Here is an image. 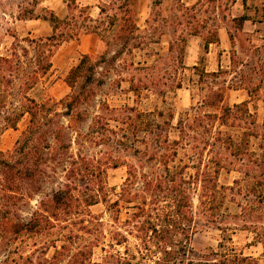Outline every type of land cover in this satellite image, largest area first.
<instances>
[{"label": "trees", "instance_id": "trees-1", "mask_svg": "<svg viewBox=\"0 0 264 264\" xmlns=\"http://www.w3.org/2000/svg\"><path fill=\"white\" fill-rule=\"evenodd\" d=\"M117 1L119 6L128 7L132 0ZM177 1L184 5L182 0ZM216 1H220L221 7L225 0ZM243 2L246 4L247 0ZM68 7L70 15L67 19H60L51 10L50 17L43 16L54 23L52 35L25 38L28 46L16 42L7 52L0 49V128H17L22 118L29 116V125L14 149H0V264H62L67 257V264H263L259 258L238 252L228 245L232 235L229 226L222 224L224 214L212 212L205 215L209 217L208 222L217 221V227L223 231L219 249L209 246L198 251L191 244V237L199 228L194 223V195H198L206 210L212 211L211 204L219 199L220 192L216 176L221 168L230 169L232 166V170L243 174L246 182L243 188L241 180H235L244 191V201L240 204L242 211L238 214L245 221L242 229L254 233V240L262 243L264 248V135L257 130L256 119L247 101L232 107L223 106L221 114L200 113L195 109L192 114L182 115L174 127L171 125L173 113L159 123L149 118L151 112L139 110L136 106L118 109L107 104L108 111L117 112V129L111 127L110 118L98 114L86 133L77 131L76 141L80 144L87 139L99 145L114 141L119 150L140 151L146 155L147 161L153 163L149 171H141L126 160L110 156L117 159L113 162L115 167L120 163L129 166L119 198L110 202L117 212L122 208L127 210L124 225L129 228L113 230L111 240L106 244L107 232L102 221L88 209L101 200H109L104 192L105 166L99 157L76 155L71 151L73 137L60 119L71 117L75 111L78 119L85 117L78 107L95 92L88 88L89 83H104V78L96 76V69L106 56L94 62L90 54H82L80 62L72 67L66 78L72 87L82 79L80 88L64 99L40 102L29 94L40 78L51 70V57L56 47L79 38L82 33L101 35L107 23L114 26L120 15L116 10L111 17L108 16L105 4H100V18H93L88 12L89 7L76 0H72ZM104 14L106 18L102 17ZM107 17H110L109 21ZM248 19L247 14H242L233 17L232 21L242 30ZM138 29L134 24L126 36ZM218 35L216 29L209 31L206 46L216 41ZM181 40L185 42L186 36ZM125 42L129 43V40ZM140 43L128 48V52L140 47ZM124 46L115 52L112 60L126 50ZM31 47L37 53L34 59L28 58ZM149 69V66L134 67V72L138 73H132L131 90L140 94L144 89L157 86L156 74L145 72ZM176 86L181 87V82ZM214 95L221 100L219 92ZM242 111L244 114H240ZM231 116L232 122H229ZM214 118L241 130L240 139L227 138L230 145L227 148L232 149L234 157L232 161L222 151L216 157L213 154L218 143L224 140L223 130L217 131L214 140L200 132L201 127L207 128L211 125L208 121ZM171 128L178 131V138L171 139ZM141 132L147 142L144 150L134 146ZM112 134L116 135L115 138ZM253 138L261 139L260 153L251 148ZM204 146H209L211 156L202 167ZM181 148L185 149L187 162L181 157ZM61 165L65 182L41 195L44 182H55ZM191 167L196 169L195 174L186 172ZM35 198L37 206L27 211ZM32 236H47L51 244L32 246L27 240ZM130 236L138 240V254L127 250ZM121 245L126 247L125 253L118 249ZM96 246L103 251L100 262L93 258ZM51 247L54 252L49 256Z\"/></svg>", "mask_w": 264, "mask_h": 264}, {"label": "rangeland", "instance_id": "rangeland-1", "mask_svg": "<svg viewBox=\"0 0 264 264\" xmlns=\"http://www.w3.org/2000/svg\"><path fill=\"white\" fill-rule=\"evenodd\" d=\"M71 1L0 0L1 51L7 52L16 42L28 46L25 38L38 39L52 35L54 23L50 18L46 19L43 16L46 14L50 17V12L53 11L60 19H67L70 15L68 4ZM76 2L82 6L87 5L88 12L93 18L101 17L100 4L107 6L108 16L111 17L116 10L120 15L114 26L107 23L101 35L82 33L79 38L56 47L51 57L53 62L51 70L40 78L39 83L29 91V94L40 102L64 99L80 88L82 79L78 81L76 87H72L66 78L72 67L80 62L82 54H90L94 62L106 56L103 59L105 61L99 63L96 69V76L104 78V83H89L88 88L95 92L78 107V111L85 117L78 119L74 115L77 112L75 111L71 117L63 116L60 119L68 126L73 137L71 151L76 155L82 153L99 157L105 166L104 192L109 200H101L88 209L93 216L102 221L107 232L105 242L108 244L113 230L125 231L129 228L124 225L128 216L127 210L122 208L117 212L115 207L110 206V202L119 198L122 185L128 177L129 166L120 163L115 167L113 162L117 159H111L110 156L119 157L120 161L126 160L141 171H149L153 163L147 161L146 155L140 151L119 150L114 141L107 145H99L87 139L80 144L76 141L77 131L86 133L98 114L110 118L111 127L117 129L119 124L117 112L108 111L105 107L107 104L118 109L127 105L136 106L139 110L151 112L149 118L159 123L164 122L170 113H173L171 125L174 127L182 115L192 114L195 109L200 110V113L221 114L223 106L232 107L236 103L247 101L249 110L256 119L257 130L264 135V0H247L246 4L243 0H225L221 7L220 1L216 0H182L183 6L177 0H132L128 7L122 5L120 7L117 0ZM106 14L102 17L106 18ZM242 14H247L250 19L245 21L241 30L236 27L232 18ZM110 17H107V21ZM134 24L139 29L127 37L126 34L130 28L133 30ZM199 29L201 31H198ZM213 29L218 30V39L207 47L205 38ZM183 36L187 38L185 42L181 40ZM125 40H129V43ZM139 43L140 47L128 52V48ZM122 46L126 50L112 60V56ZM36 56V50L31 47L28 58L34 59ZM137 66L150 67L145 72L156 74L155 79H158L156 87L144 89L140 94L129 88L130 78L134 67ZM178 82H181V87L176 86ZM214 92L220 93V101L218 100L220 97L214 95ZM60 110H63L62 106ZM161 112L163 114H160ZM242 113L244 114L243 111L240 112ZM208 122L211 125L207 128L202 126L200 129L204 137L214 140L217 131L223 130L224 140L218 143L217 151L213 152L214 156L222 151L226 156L228 154V160H234L232 149L227 148L230 146L227 138L233 136L235 140L240 139V128L222 124L219 118ZM229 122H232V116ZM28 125L29 116L26 115L17 128L4 126L0 128V149L13 150ZM169 134L171 139L178 138V131L175 128H171ZM112 136L115 138L116 135ZM143 139L144 134L141 132L139 139L135 141L136 149L146 148L147 142ZM260 142L261 139H252L251 148L256 149L258 153ZM180 150L181 157L187 162L185 149ZM202 150L204 167L210 159L211 151L209 146H204ZM62 168V165L58 168L55 182H44L41 195L51 192L53 188L65 182V171ZM186 172L195 174L196 169L191 167ZM216 179L220 192L219 199L211 204L212 211L206 210V207L201 205L198 195H194L196 214L194 223L199 228L191 237L192 246L198 251L209 246L220 248L223 231L217 227L219 224L217 221L208 222L209 217L206 218V213L215 212L216 215L220 213L224 214L223 226H229L231 231L232 241H229L228 245L236 248L238 252L242 251L246 255L259 258L264 264L262 243L254 240V233L242 229L245 221L238 215L242 211L240 204L244 201V191L240 190L235 180L240 179L244 188L246 182L243 180V174L238 170H232V166L230 169L223 167ZM37 203L38 200L33 199L32 206L27 207V211L36 207ZM117 217L119 219H116ZM27 240L32 246L35 244L43 246L47 242L51 244V239L47 236H32ZM138 244V240L130 236V241L126 245L129 253L138 254ZM118 249L124 253L126 251L124 245L118 246ZM53 252L54 248L51 247L48 255L51 256ZM102 253L100 247L96 246L94 261L100 262ZM67 261L68 257L62 264H67Z\"/></svg>", "mask_w": 264, "mask_h": 264}]
</instances>
